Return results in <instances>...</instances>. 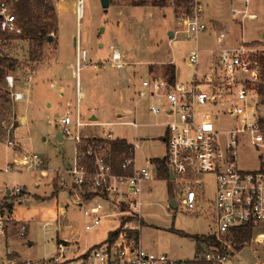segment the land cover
<instances>
[{"label": "built area", "instance_id": "2783aa9c", "mask_svg": "<svg viewBox=\"0 0 264 264\" xmlns=\"http://www.w3.org/2000/svg\"><path fill=\"white\" fill-rule=\"evenodd\" d=\"M84 0H77L76 11L81 19ZM243 18L254 19L247 10L236 12ZM204 8L194 0L190 13H182L169 45L176 46L179 35L198 40L207 31ZM0 33H20L17 16L10 0H0ZM76 76L88 63V52L77 45ZM264 47L241 43L219 51L207 71L196 72L189 87L171 84L167 76H152L142 81L139 97H153L148 109L154 115H165L164 141L165 165L169 176L158 177L157 165L147 160L138 166L135 152L138 137L129 143L128 152H122L117 172L110 144L121 140L112 132L88 139L83 129L91 126H130L135 131L141 124L134 119L128 122L84 121L79 107L74 116L58 117L59 129L64 137L75 143L73 160L69 167L56 170L57 184L75 195L71 203L81 207L89 222L85 230L91 232L101 226L106 217L119 215L122 226L107 241L94 245L77 258H70V241L56 240V253L38 264H186L189 260H176L168 254L144 248L139 231L142 227L143 197L150 191L151 183L160 180L172 189L168 209L188 213L199 203L208 202L212 208V235L215 241L199 244L191 261L224 264L237 253L234 233L240 228L254 229L264 223V118L259 115L257 86L262 82L261 58ZM200 50L192 51L186 62L198 68ZM112 67H121V54L113 50ZM173 63V60L170 61ZM93 67L97 69V64ZM5 85L14 100H22L23 93L15 92L13 75L5 76ZM203 88V90H199ZM78 99L81 96L76 83ZM232 122L222 128L221 122ZM90 139V138H89ZM10 144V142H9ZM31 168L43 164L37 155L26 158ZM13 169L8 165L6 172ZM171 172L174 177L171 178ZM210 178L211 181L205 180ZM25 187L14 188L16 194ZM175 190L177 192H175ZM176 193V194H175ZM177 195L179 197H177ZM174 198L176 207L170 200ZM107 212V213H105ZM8 217L0 215V236H4ZM22 225L20 235L24 236ZM136 234H138L136 236ZM6 255L0 264L18 263Z\"/></svg>", "mask_w": 264, "mask_h": 264}, {"label": "rangeland", "instance_id": "374dc122", "mask_svg": "<svg viewBox=\"0 0 264 264\" xmlns=\"http://www.w3.org/2000/svg\"><path fill=\"white\" fill-rule=\"evenodd\" d=\"M147 1L150 3L152 0ZM53 2L56 12L61 9L58 12V30L51 34L53 40L45 45L41 55L36 60H31L27 41L13 39L10 44H6L0 38V57L7 55L11 58L10 64L13 68L10 69L19 68L18 74L28 66L37 70L41 64H46L45 60H49L50 54H53L49 50L54 49L53 45L59 38L63 44L61 54L66 57L60 72L63 75L65 86L76 91V83L79 81L82 93L90 96L91 93L94 94L93 88L86 91L85 84L90 82L93 85L99 79L101 75L99 62L100 60L105 62L109 58L108 41L111 40L117 44L121 52L128 49L131 52V58L139 60V64L135 66L137 78L131 83L133 87H128L124 92L125 98L129 96L132 99L130 102H125L127 103L126 109L132 108L133 111L130 112L132 115L130 116L125 110L123 117L117 118L118 113L110 111L100 120L102 122H128L135 117L134 120L141 126L137 131L130 126L123 125L99 126L95 129L86 127L83 133L93 130L102 136L103 131H109L115 137L133 143L137 136L139 147L135 156L137 165L141 167L147 164V160L165 156L164 135L165 123L168 120L165 115H154L149 111L148 106L151 101L148 97L142 98L133 92L137 87L136 84L138 85L143 77L148 76V73L166 76L167 65L173 60L177 86L189 87L196 72L207 71L218 56L217 37L221 32H224L235 43L238 41V44L240 42L252 43L255 46L264 47V0H200L204 8L207 31L202 33L197 41L179 35L176 46L168 44L173 37L170 36V32L176 30L177 21L175 19L179 18L182 13L175 12L173 0H169L164 8L153 6L152 11L144 9L145 6L123 9L118 7L115 0H111L106 12L100 0H84L81 19L76 11L77 0H53ZM115 7L118 8L115 9ZM206 9L207 12L211 10V16H206ZM242 10H247L248 14L255 15L256 18L242 19L241 15H233V11ZM214 16H217L216 20L222 25L220 30L214 26L215 23L210 22ZM74 40L77 45L82 43L89 56L88 63L79 71L78 77L75 73L78 54L75 56L76 49H72L70 45ZM196 49L200 50L198 68L186 62L187 55ZM71 50L73 57L68 58ZM94 64H97V69L93 67ZM10 69L5 68V74L0 81V91H2L0 104L3 105L11 100V92L4 83L5 76ZM108 71L113 74L118 73V70L113 68ZM23 74L16 75L15 79L23 83ZM46 75H44L45 79ZM54 92L57 93L58 90L55 89ZM112 94H115L116 98L117 90H114ZM258 100L259 115L264 118V99L258 95ZM77 101L78 105H84L86 99L84 96L78 99L77 96ZM73 102L76 104V100ZM15 105L17 114L24 113L27 122L20 124L18 118L17 127H14L12 122L9 130L0 129V188L6 193L7 190L19 186L25 187L23 194L14 193L17 195L16 205L19 208L31 209L35 221L28 224L29 227L26 228L24 236L19 235L7 242L1 238L3 236H0V261L1 258L10 254L9 257L18 263L28 261L31 264H38L44 258L56 253L54 240L57 238L71 241L73 254L68 256L77 258L94 245L107 241L111 232L119 230L122 226L121 217L119 215L106 217L101 226L88 232L85 230V225L89 220L83 215L81 207L71 203L70 200L75 195H71L67 189H62L57 197L51 198L49 195L50 198H43L39 201L34 198V194L44 196L49 193V189L44 186L46 178L41 176L40 169H47L52 173L54 170L67 168L74 154L75 143L68 137L62 142L58 141L56 138L58 128L51 114L49 118L52 121L49 123L48 113L44 110L29 113V102L20 101ZM231 122V119H225L221 122V127L226 128ZM18 147L24 149V152L29 155H37L41 161H46V165L35 163V166L31 168L14 165V158H16L14 154L19 150ZM9 164L13 165V169L6 172L5 169ZM205 180L211 181L210 178ZM170 197L169 187L165 182L157 180L151 183L150 191L143 197V222L139 231L141 243L144 248L166 253L173 259L191 260L197 250L195 235L209 236L212 232V208L208 202H201L195 210L182 213L167 208ZM3 205L0 203V210ZM58 206L65 209L58 223L54 221L45 226L46 221L42 218L44 211H56ZM49 209L51 211H47ZM51 216L54 219L57 215ZM7 225L12 227L14 232L21 231L17 224L7 221ZM224 264H264V223L253 229L251 240L240 248L235 256L231 255Z\"/></svg>", "mask_w": 264, "mask_h": 264}, {"label": "crops", "instance_id": "0c3cea01", "mask_svg": "<svg viewBox=\"0 0 264 264\" xmlns=\"http://www.w3.org/2000/svg\"><path fill=\"white\" fill-rule=\"evenodd\" d=\"M197 1L200 2V0H197ZM206 6L209 9L208 5ZM118 7L127 9L130 6H118ZM118 7H115V9H117ZM143 8L147 10H151V11L153 10V6H145ZM59 11H61V9L57 11V16H58ZM235 11H233V15L242 16V14H236ZM211 15H212L211 10H208L207 12V9H206V16H211ZM213 19H215V21ZM213 19H211L210 22L215 23L214 26L218 30H220V28H222V25H220L219 22L216 20L217 16H214ZM242 19H245V18L242 17ZM175 20L177 21L178 18H176ZM119 25L120 26L122 25L121 22H119ZM241 43L242 42H240L239 44ZM236 44H238V41L237 43H235L224 32H221L220 35L217 37V45L219 49L217 52L219 54V51L221 49L231 48V47H234ZM62 45H63L62 42L58 38L57 42H55L53 45L55 46L54 49L51 48L49 50L53 52V54H50L49 60H45L46 64H41L37 68V70H34L33 68H31V66H28L23 72L19 73V74L24 73L22 75L24 76L23 83L15 79L16 78L15 76L19 75L18 74L19 68L10 69V71L11 70L13 71L7 72L6 75L14 76V79H15V88H14L15 90L14 91L23 93V99L14 100L11 97L10 102L7 103L6 105L0 104V129L9 130V127H11L12 124H14L13 125L14 127H17L18 123L25 124L27 122V118L24 113H21L19 115L17 114L15 104L16 102H20V101L29 102L28 111L31 114L36 113L37 111H43V110L47 112L49 123H51L52 121L49 118L50 117L49 114L54 116V122L58 128V133L56 134V138L60 142L64 141L66 137H64L60 132L58 117L64 116V115L74 116L76 113L77 107H79L81 117L83 118L84 121L102 122L100 118L107 116L110 111L117 112L118 113L116 116L117 118H122L123 115L125 114L124 113L125 110L129 112L130 116L132 115V113H130L131 111H133L132 108L130 106H129L130 109L125 108L127 105V103L125 104V102L126 101L130 102L132 101V99H130L129 96L125 98L124 92L127 91L128 87H131V86L133 87V84L131 85V83H133L135 79L137 78V74H135L137 69H135V66L139 64L138 63L139 60L132 59L130 56L131 52L128 49L121 52L119 48H117L119 46L111 42V40H109L108 41L109 58L108 60H105V62L101 60L99 62V68L101 70L100 71L101 75L99 79H97L93 85L90 82H86L85 84L86 91L93 88L94 94L91 93L90 96H86L81 91L80 97L84 96L86 99V102L84 103V105H81V104L78 105L77 92L74 89H70L67 86H65L63 82L64 80L63 75L60 73L62 69V63L64 59H66V57H63V55L61 54L62 49H63ZM70 45L72 49L73 48L76 49L75 56H77V54H79V51L77 48V42L74 40L73 42L70 43ZM79 45L81 49H84L82 43H80ZM113 50H117L121 54V58L124 62L123 66L118 67V68L111 67L110 56ZM71 57H73L72 50H71V53L68 54V58H71ZM112 68L118 70L117 71L118 73H114V74L110 73L108 69L111 70ZM45 74H47L46 79L44 77ZM152 76H157V75H152L148 73V76L143 77L140 80L139 84L138 85L136 84L137 87L133 91V92H136V96H137L138 91L142 88V81ZM45 81L47 83H45ZM55 89L58 90L57 93L54 92ZM114 90H117L118 92L117 94L118 96L116 98H115L116 95L112 94L114 93ZM0 93H2V91H0ZM148 98L151 101L150 103L154 102L155 100L153 97H148ZM74 100H76V104H74L73 102ZM18 118L20 121L17 123ZM95 127L97 126H91L88 128L95 129ZM84 134L88 139L100 136L99 134L95 133L93 130H91L90 132L86 131L84 132ZM18 148L19 150L15 151L16 153L14 154L16 156L13 162L14 165L23 166V167L28 166L25 160L26 158L32 155L25 153L24 149L20 147ZM72 160H73V156H72L70 163L66 167H69L71 165ZM37 164H40V163H37ZM40 165L42 166L46 165V161H43V164H40ZM33 166H35V164ZM55 171L56 170L50 173L47 169H40L41 176L43 178H46V181L44 182V186H46L49 189V193H46L44 196H41L40 194H34V198L36 200L39 201L43 198L44 199L50 198L49 195L51 196V198L54 196L57 197L58 193L62 189H67L57 184L56 180L54 179ZM67 190L72 195V192L69 189ZM14 193H15L14 189L7 190L5 193V191L0 188V203L4 204L3 207H1L0 215H6L8 217V221L20 226V230H21L22 225H25L26 228L28 229L29 227L28 224L35 221L34 220L35 218L33 217V214H32L33 211L31 209L19 208V206L16 205L17 195H21L24 192L21 194H17V195H15L16 193L15 194ZM7 205H11L12 209L9 210ZM55 210L56 211H53V212L44 211V215L42 218L46 221L44 224L45 226L48 224H51V222H54V221L55 223L56 222L58 223L61 214L65 212L64 207L58 206L56 207ZM47 211H51V210L49 209ZM51 215H57V216L53 219ZM19 235H20V232H14L12 230V227H8L7 225L5 235L1 238L7 242L8 240L17 238ZM56 240H60V239L57 238ZM56 240H54V243ZM72 244L73 243L71 242L70 254H73ZM72 258H76V257L72 256Z\"/></svg>", "mask_w": 264, "mask_h": 264}, {"label": "trees", "instance_id": "16d2710c", "mask_svg": "<svg viewBox=\"0 0 264 264\" xmlns=\"http://www.w3.org/2000/svg\"><path fill=\"white\" fill-rule=\"evenodd\" d=\"M14 12L17 16L20 33L17 34H3L0 33V38L6 43L10 44L11 40H24L28 42L29 57L31 60H36L41 55L42 49L48 43V37L58 30V16L53 0H10ZM169 0H152L150 3L147 0H115L118 6L141 7L152 5L158 8H164L168 5ZM176 13H190L194 0H173ZM183 11V12H181ZM12 61L7 55L0 57V81L5 74V68H13L10 64ZM262 82L257 86L258 95L264 99V56L261 58ZM166 76L171 84H176V69L173 63H169L166 68ZM88 142L93 139H86ZM129 143L121 139L110 144L114 155V163L117 172H122L120 163L123 160L121 153L128 152ZM158 168V177L165 179L169 176V170L165 165L164 158H156L152 160ZM170 196L173 195L172 189L169 188ZM9 210L11 205H7ZM118 230L110 233V237L115 236ZM253 229L240 228L233 236V241L237 244V249L243 248L252 238ZM138 234H136L137 236ZM197 248L202 242L212 243L215 238L212 235H195ZM186 264H211L208 262L187 261Z\"/></svg>", "mask_w": 264, "mask_h": 264}, {"label": "water", "instance_id": "95a60500", "mask_svg": "<svg viewBox=\"0 0 264 264\" xmlns=\"http://www.w3.org/2000/svg\"><path fill=\"white\" fill-rule=\"evenodd\" d=\"M100 2H101V6H102V8L104 9V11H105V12L108 11V9H109V7H110V2H111V0H100ZM170 36H173V32H170ZM52 40H53V35H50V36L48 37V43L52 42ZM263 41H264V37H263ZM173 177H174V175H173V173L171 172V178H173ZM8 192H9V191H8ZM170 204H171V206H172L173 208L176 207V201H175L174 198H172V199L170 200Z\"/></svg>", "mask_w": 264, "mask_h": 264}]
</instances>
